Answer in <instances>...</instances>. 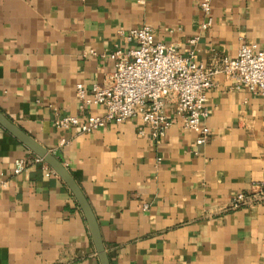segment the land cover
<instances>
[{
  "label": "crops",
  "instance_id": "0c3cea01",
  "mask_svg": "<svg viewBox=\"0 0 264 264\" xmlns=\"http://www.w3.org/2000/svg\"><path fill=\"white\" fill-rule=\"evenodd\" d=\"M200 1L0 0V111L59 152L111 264H264V98L216 75L204 145L172 101L158 142L135 120L89 133L54 123L102 112L80 101L76 85H110L108 53L126 45L129 29L150 26L157 41L194 49L205 68L243 42L264 48V0H211L206 30ZM33 155L0 126V264H100L72 192ZM18 158L30 166L15 175ZM239 193L248 202L234 208Z\"/></svg>",
  "mask_w": 264,
  "mask_h": 264
},
{
  "label": "built area",
  "instance_id": "2783aa9c",
  "mask_svg": "<svg viewBox=\"0 0 264 264\" xmlns=\"http://www.w3.org/2000/svg\"><path fill=\"white\" fill-rule=\"evenodd\" d=\"M200 8L205 16L201 28L206 30L213 24L211 0H201ZM124 39L125 46L116 45L108 53L114 63L110 85H76L80 101L98 105L102 112L88 114L84 118L74 115L57 118L54 121L57 128L76 127L83 133H89L111 123L135 120L141 135L148 133L158 142L172 125L173 119L165 112L168 101H172L174 117L180 119L185 128L195 132L197 145H204L211 136L205 123L207 95L216 75L223 73L236 85H243L264 98V48H259L254 42H243L234 57L216 56L212 66L205 68L197 61L194 49L183 54L173 45L157 41L148 25L129 29ZM196 40L190 39V43L194 44ZM32 162L53 171L36 154ZM29 166L27 159L18 158L14 162L13 174L18 175ZM247 202V195L239 193L233 199L232 207L237 208Z\"/></svg>",
  "mask_w": 264,
  "mask_h": 264
},
{
  "label": "water",
  "instance_id": "95a60500",
  "mask_svg": "<svg viewBox=\"0 0 264 264\" xmlns=\"http://www.w3.org/2000/svg\"><path fill=\"white\" fill-rule=\"evenodd\" d=\"M0 126L11 133L34 154L41 157L65 182L84 214L99 263L111 264L110 258L101 238L98 222L92 211V208L82 190L78 186L77 182L75 181L74 177L63 165L62 161L58 159V157L60 156L59 152H51L47 148L39 144L33 137L25 133L20 127H18V125L8 119L1 111Z\"/></svg>",
  "mask_w": 264,
  "mask_h": 264
}]
</instances>
